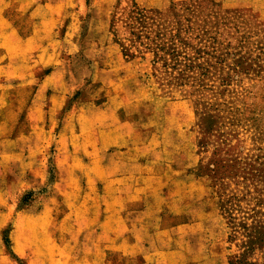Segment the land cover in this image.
Segmentation results:
<instances>
[{"label": "rangeland", "instance_id": "1", "mask_svg": "<svg viewBox=\"0 0 264 264\" xmlns=\"http://www.w3.org/2000/svg\"><path fill=\"white\" fill-rule=\"evenodd\" d=\"M47 1L54 28L46 57H37L33 42L0 78V262L57 264L91 251L69 232L78 220L89 226L86 215L107 192L97 188L95 201L84 204L89 191L75 186L100 165L96 133L109 125L103 164L110 153L121 162L117 173L147 174L128 215L144 225L153 207L156 225L175 227L159 240L177 264H264V0H201L193 21L207 32L211 65L202 86L165 85L148 58L126 59L116 41L127 36L134 4L168 14L185 0ZM16 4L5 15L25 35L39 19L13 11ZM207 114L209 127L201 120ZM216 153L243 164L223 190L201 170ZM225 190L242 199L239 223L247 228L232 239L219 204Z\"/></svg>", "mask_w": 264, "mask_h": 264}, {"label": "crops", "instance_id": "2", "mask_svg": "<svg viewBox=\"0 0 264 264\" xmlns=\"http://www.w3.org/2000/svg\"><path fill=\"white\" fill-rule=\"evenodd\" d=\"M13 2L18 4L13 11H20L25 16L29 15L31 19L34 17L39 19L30 33L21 34L14 22L5 15L10 11ZM52 7V4H49L47 0H0V51L2 54L0 57V78L9 75L15 69L13 59L18 56L17 52L28 53L29 46L33 42L40 45V49H36L37 57L43 59L46 57L47 49L43 46L49 44L54 24H52L53 16L44 14L47 10L54 9ZM47 78L48 76L45 77V79ZM32 103L33 106H36L34 100ZM111 133H113V129L109 125L103 131L96 133V139L100 145L99 147L95 145V161L100 165L96 170L94 166L81 174L83 182L80 183L79 180L75 186V188L89 191L85 193L88 198H84V204L95 201L96 198L93 195L97 188H102L107 192L106 196H99L95 205L97 207L95 214L86 215L89 226L79 227L81 222L78 220L69 232L71 237L79 239L81 245L90 246L89 250L91 251L85 256L86 259L78 255L74 257L68 255L66 260L57 259V264H177L176 253L163 247L159 240L161 236L172 237L175 227L167 225L166 229H163L156 225L157 220H151L154 219L153 207L144 211L151 216L144 225L140 224L144 222L143 219L134 220L129 217L127 204L141 200L140 194L142 193L139 191L138 182L143 178V175L147 174L145 172L143 174L140 169L135 172H126L123 175L117 173L116 166L121 162L116 161L114 155L110 153L107 154L106 163L103 164L106 159L105 149L113 139L110 136ZM150 220L153 221V224ZM87 236L95 237V240L87 242L84 240ZM14 253L20 258L29 257L27 250L19 247H14ZM111 255L118 256L120 263L111 261ZM79 258H81L80 261H77ZM26 260L27 264H35L29 258ZM0 264L18 263L3 260Z\"/></svg>", "mask_w": 264, "mask_h": 264}, {"label": "trees", "instance_id": "3", "mask_svg": "<svg viewBox=\"0 0 264 264\" xmlns=\"http://www.w3.org/2000/svg\"><path fill=\"white\" fill-rule=\"evenodd\" d=\"M203 1L185 0L180 6L174 5L168 14L158 10H147L133 5L125 29V38H116L122 53L126 59H134L140 56L150 60L153 75L165 85L184 86L189 82L200 86L203 78L211 66L208 62L207 32L199 29L195 24L194 16L203 11ZM114 22L111 24L113 28ZM207 69V71H206ZM195 74H199L195 78ZM196 89V88H195ZM197 95H202V89L195 90ZM213 115H205L201 118L206 127L213 125ZM225 155V154H224ZM243 165L241 160L228 158L215 154V159L201 170H208L213 178L219 180V186L226 189L224 179L226 176L238 178L236 171ZM237 181L239 185L240 181ZM223 187V188H222ZM219 204L221 211L228 220L231 228V239L235 238L240 228L246 230V226L239 223V214L242 211V199L235 193L231 195L225 191H219Z\"/></svg>", "mask_w": 264, "mask_h": 264}]
</instances>
